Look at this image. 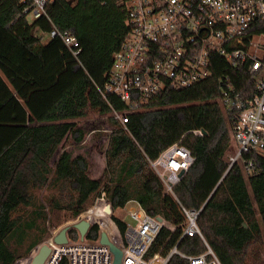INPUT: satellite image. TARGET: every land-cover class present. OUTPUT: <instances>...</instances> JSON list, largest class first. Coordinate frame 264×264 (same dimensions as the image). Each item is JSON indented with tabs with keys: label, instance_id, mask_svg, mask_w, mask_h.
<instances>
[{
	"label": "trees",
	"instance_id": "obj_1",
	"mask_svg": "<svg viewBox=\"0 0 264 264\" xmlns=\"http://www.w3.org/2000/svg\"><path fill=\"white\" fill-rule=\"evenodd\" d=\"M24 7L22 0H0V264H17L46 240L45 234L50 237L47 222L62 206L52 198L47 207L40 198L43 190L68 182L78 195L69 205L77 213L102 187L101 180L89 177L88 161L63 147L70 137L75 144L85 140L75 120L90 111L110 116L105 176L113 183L105 192L113 209L137 201L167 223L148 258L166 257L175 247L187 256L207 250L200 236H183V207L201 210L198 226L222 264H249L263 237L258 217L264 228V162L259 160L262 171L249 178L238 165L227 170L231 128L217 101L220 79L227 75L242 97L253 95L256 81L247 68L217 57L212 77L186 89H162L140 102L144 110L129 113L123 125L114 113L125 112L127 104L101 92L129 32L121 1L57 0L32 23ZM55 28L77 38V57L60 39L45 43L36 35ZM176 143L188 148L195 162L172 196L150 161ZM113 220L124 232L125 222ZM99 236L95 224L87 238ZM69 237L76 241L79 232L71 229ZM168 264L190 263L174 254Z\"/></svg>",
	"mask_w": 264,
	"mask_h": 264
},
{
	"label": "built area",
	"instance_id": "obj_2",
	"mask_svg": "<svg viewBox=\"0 0 264 264\" xmlns=\"http://www.w3.org/2000/svg\"><path fill=\"white\" fill-rule=\"evenodd\" d=\"M56 1L22 0L23 13L39 19ZM120 1L127 11L129 32L121 49L114 54L107 83L101 89L105 98L116 95L127 104V110L115 112L114 117L125 125L129 113L144 110L140 102L162 89H186L209 79L216 58L222 57L232 67H246L256 81L253 95L244 98L235 91L229 75L220 79L222 95L217 101L230 123L236 146L227 153V170L238 165L246 178L260 173L259 160L264 162V0ZM48 34L52 39H60L75 57L79 55L81 47L76 37L56 28ZM197 133L203 135L202 131ZM194 162L190 150L176 143L150 161V165L162 180L165 192L175 196L174 187ZM129 203L135 207L128 208ZM123 209L131 219L130 223L124 221V232L105 207L103 213L109 221L97 224L100 228L97 240L87 236L82 240L79 234L76 241L56 245L52 239V251L44 264H61L64 260L67 264H113L109 246L100 242L102 232L123 252L121 264H168L174 254L190 264H222L198 226L201 210L181 208L186 217L183 236H200L207 247L204 253L187 256L175 247L166 257L156 254L148 258L151 245L167 225L166 221L151 217L137 201L128 202Z\"/></svg>",
	"mask_w": 264,
	"mask_h": 264
},
{
	"label": "rangeland",
	"instance_id": "obj_3",
	"mask_svg": "<svg viewBox=\"0 0 264 264\" xmlns=\"http://www.w3.org/2000/svg\"><path fill=\"white\" fill-rule=\"evenodd\" d=\"M28 20L32 23L35 19L33 16L29 15ZM36 35L42 36L43 41L45 43L49 42L51 37L47 33H43L42 31L37 30ZM109 115H101L98 112L90 111L86 117L75 120L77 126L79 128L84 129L86 132L85 140L82 143L75 144L73 139L70 137L66 139L63 143V147L65 149H69L74 157H84L89 163V171L88 175L91 179H98L102 181V187L100 188L98 193H95L90 200L84 205V211L75 213V209H72L69 205L74 203L77 200V193L71 190L68 186V182H63L59 185L58 188H50L48 190H43L40 193V198L43 203L48 207V201L52 198H56L57 201L60 202L62 206V210L58 212L54 217H50L47 222L48 234H45L46 240L39 246H37L27 258H23L17 262V264H30L32 258L35 256L41 246L51 241L64 227L72 226L76 223H79L83 220H89L87 218V212L92 211L95 207L100 205V200L104 196V191L108 185H110L111 178L109 175L105 176V170L107 167V159H106V149L108 144V137L112 129V125L110 122ZM231 134V132H230ZM235 142L231 136V147L230 151L235 150ZM229 154V153H228ZM228 155H226L227 160ZM73 207V206H72ZM106 205H103L100 209L103 210ZM135 207L134 203H129L128 208ZM27 211L22 212L21 214L27 215ZM117 219L122 221L131 222V219L126 210L123 208H119L114 210L112 215ZM259 221L263 230L262 242L257 246L254 255L252 257V261L249 264H264V228L262 225L261 218ZM91 220V217H90ZM114 221V220H113ZM92 224H100L104 225L102 219H95ZM43 236V234H42ZM41 236V237H42ZM69 237V233H68ZM37 238V237H36ZM71 241H75L70 239ZM31 241H34L32 236Z\"/></svg>",
	"mask_w": 264,
	"mask_h": 264
},
{
	"label": "water",
	"instance_id": "obj_4",
	"mask_svg": "<svg viewBox=\"0 0 264 264\" xmlns=\"http://www.w3.org/2000/svg\"><path fill=\"white\" fill-rule=\"evenodd\" d=\"M203 133L205 134L204 131H203ZM183 174H184V172H182L180 174V176H182ZM113 210L114 209H113L111 203H109L106 206V213L109 214V215H112ZM157 220L159 222H163V219L161 217H157ZM91 227H92V223L89 220H83V221H81L79 223H76V224H74L72 226L64 227L53 238V242L56 245H66V244H68L70 242L69 237H68V233H69V231L71 229H76L79 232V234H80V238L82 240H84ZM100 242H101V244L109 246L111 252L114 255L113 264H121L122 257H123V252L121 251V249H119L116 245H114V243H112L109 240L108 235L105 232L101 233ZM51 251H52L51 241H49L48 243L44 244L43 246H41L39 248L38 252L32 258L30 264H44L46 259L50 255Z\"/></svg>",
	"mask_w": 264,
	"mask_h": 264
},
{
	"label": "bare ground",
	"instance_id": "obj_5",
	"mask_svg": "<svg viewBox=\"0 0 264 264\" xmlns=\"http://www.w3.org/2000/svg\"><path fill=\"white\" fill-rule=\"evenodd\" d=\"M104 196L102 197V199L100 200V205H98L97 207H95L92 211L87 212V218L91 217L90 222H93L95 219H102V221H109V219L107 218L106 215H104L103 210H101L100 208L103 207V205H108L109 201L107 200L106 197V192L104 191ZM35 255V254H34Z\"/></svg>",
	"mask_w": 264,
	"mask_h": 264
}]
</instances>
